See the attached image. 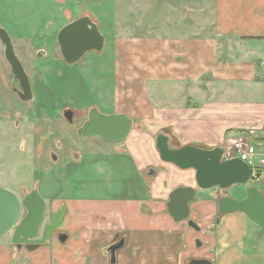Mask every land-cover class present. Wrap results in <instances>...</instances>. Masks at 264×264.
I'll list each match as a JSON object with an SVG mask.
<instances>
[{
	"label": "crops",
	"instance_id": "1",
	"mask_svg": "<svg viewBox=\"0 0 264 264\" xmlns=\"http://www.w3.org/2000/svg\"><path fill=\"white\" fill-rule=\"evenodd\" d=\"M203 2L195 17L192 6L173 7L176 13L178 8L189 12L183 26L174 17L173 27L160 26L153 36L110 41L113 100L110 105L101 101L99 111L132 119L135 128L117 144L126 148L141 182L148 183V169L156 170L155 183L149 191L140 190L143 185L133 188L125 198L99 199H60L54 185L44 186L54 204L62 200L68 208L62 223L68 242L58 254L62 264H111L107 251L116 238L125 240L116 264H189L192 257L213 264H241L243 258L247 264H264V237L256 246L262 251L242 253L260 227L253 231L252 221L240 213V219H221L225 228L219 229V205L211 190L198 191L190 204L199 233L186 222H175L164 202L174 189L187 185L185 175L160 158L155 146L159 133L169 135L173 146L212 149L254 129L264 143V0ZM97 167L103 172L101 164ZM166 187H173L167 197ZM197 239H203L201 248L194 244ZM194 247L200 256L194 255Z\"/></svg>",
	"mask_w": 264,
	"mask_h": 264
},
{
	"label": "rangeland",
	"instance_id": "2",
	"mask_svg": "<svg viewBox=\"0 0 264 264\" xmlns=\"http://www.w3.org/2000/svg\"><path fill=\"white\" fill-rule=\"evenodd\" d=\"M203 1L0 0V26L12 37L16 55L26 70L33 93V100L28 102L19 100L13 93L12 87L19 88V84L0 42V188L10 190L18 197L38 188L43 199L44 196L48 198L45 200L47 212L42 226L49 223L54 213L65 204L62 200L54 204L51 195L44 194L43 187L47 185H54V196L60 199L125 198L140 185H143L140 190H151L155 180L145 175L148 183L141 182L122 144L98 137L83 139L78 135V129L87 120L92 108L102 110L99 107L101 101L110 105L113 100L114 50L110 41L153 36L154 29L160 26L167 29L173 27L171 21L174 17L178 20L176 25L185 22L184 15L189 12L178 8L176 13L173 7L192 6L195 17L199 15V6ZM85 15L91 16L100 32L107 36L105 48L101 54L90 52L74 65L66 64L57 35L68 23ZM197 23L193 20L194 25ZM67 109L75 113L73 123L63 117L62 113ZM116 149L118 155L106 156ZM52 153L57 157L55 162ZM96 154L100 155L94 157L97 159L92 164L89 158L92 160ZM119 161H123L122 167ZM98 164L104 167L103 172L97 167ZM169 168L185 175V185L196 187L194 170L181 171L174 166ZM158 172L166 174L169 170L158 169ZM249 186L264 194V176L251 180L249 185H235L227 192L233 198H244ZM172 190L173 187H166L165 197ZM210 190V197L219 205L218 188ZM241 214H227L222 219L234 220ZM249 223L253 225V231L258 229L253 221ZM217 227L225 228L223 222ZM58 231L65 232L63 225ZM194 235L201 237L200 234ZM9 242V236L0 237V244L5 245L0 246V264H41L40 257L24 254L16 260V250ZM232 243L237 248L240 246V243ZM245 247L246 250L242 251L245 256L263 250V247H256V238L249 240ZM49 248L56 249L55 253L61 251L57 245L49 244ZM194 255L200 256L195 247ZM247 263V259L241 260V264Z\"/></svg>",
	"mask_w": 264,
	"mask_h": 264
},
{
	"label": "water",
	"instance_id": "3",
	"mask_svg": "<svg viewBox=\"0 0 264 264\" xmlns=\"http://www.w3.org/2000/svg\"><path fill=\"white\" fill-rule=\"evenodd\" d=\"M199 2L203 0H186ZM58 44L61 55L66 64L74 65L87 53L96 51L100 53L105 46V38L100 32L98 25L89 16L75 20L61 29L58 34ZM0 40L5 46V57L8 61L15 80L20 84L21 91L18 94L23 102L33 100L30 79L26 70L15 53L12 38L8 31L0 26ZM45 54V51H43ZM16 90V89H15ZM64 117L72 123L74 119L73 110L64 112ZM133 129V121L127 115L102 114L93 108L84 125L78 130V135L83 139L98 137L112 143H123L126 141ZM155 146L162 161L172 164L181 170H194L196 187L180 186L174 189L167 202L169 215L177 223L187 225L201 232L200 225L191 216L190 203L196 198L198 190H210L218 188L220 195V215L216 217V225L221 219L232 213H243L260 227L256 237V246L264 237V194L255 187L247 188L246 197L239 200L230 196L227 191L235 185H249L252 180V171L249 165L239 158L225 159V149L217 146L212 149H204L193 145L177 147L172 145L169 135L161 132L155 138ZM53 161H57L52 154ZM146 176L155 177L156 170L150 169ZM23 211L26 215L22 217ZM68 208L64 204L54 213L52 222L46 225L42 240H36L39 230L44 222L47 212V203L41 196L38 188L32 189L23 198L14 192L0 188V237L12 236V243L21 247L22 245L37 244L29 247L31 250L46 244L56 230L62 225ZM59 240L65 244L68 240L66 233H61ZM125 245V240L112 244L108 248L110 263L116 264L117 253ZM203 242L196 240V247L201 248ZM189 264H213L209 259H192Z\"/></svg>",
	"mask_w": 264,
	"mask_h": 264
},
{
	"label": "built area",
	"instance_id": "4",
	"mask_svg": "<svg viewBox=\"0 0 264 264\" xmlns=\"http://www.w3.org/2000/svg\"><path fill=\"white\" fill-rule=\"evenodd\" d=\"M254 129H249L226 140L222 145L225 159L239 158L246 162L252 171V180L264 176V143Z\"/></svg>",
	"mask_w": 264,
	"mask_h": 264
},
{
	"label": "flooded vegetation",
	"instance_id": "5",
	"mask_svg": "<svg viewBox=\"0 0 264 264\" xmlns=\"http://www.w3.org/2000/svg\"><path fill=\"white\" fill-rule=\"evenodd\" d=\"M85 16H89V15H85ZM84 17V16H83ZM90 17V19L93 21V22H95L93 19H92V17L91 16H89ZM82 18V17H81ZM81 18H78V19H81ZM78 19H74L73 21H75V20H78ZM72 21V22H73ZM71 23V22H70ZM96 23V22H95ZM69 24V23H68ZM67 24V25H68ZM97 24V23H96ZM65 27V26H64ZM61 31V30H60ZM59 31V32H60ZM9 33V32H8ZM59 34V33H58ZM10 35V34H9ZM103 36H104V38H105V44H106V37L107 36H105L104 34H102ZM11 37V36H10ZM12 38V37H11ZM57 38H58V35H57ZM0 42L2 43V41L0 40ZM13 42V41H12ZM57 42H58V39H57ZM3 44V43H2ZM14 45V44H13ZM3 46H4V44H3ZM104 48H105V46H104ZM14 49H15V47H14ZM104 50V49H103ZM91 52H95V53H97L96 51H91ZM15 53H16V51H15ZM90 53V52H89ZM102 52H100V54H101ZM4 54H5V46H4ZM39 55H40V53H38ZM88 54V53H87ZM86 54V55H87ZM99 54V53H98ZM85 55V56H86ZM84 56V57H85ZM6 58V57H5ZM66 63V62H65ZM19 84V83H18ZM16 89V90H15ZM12 90H13V93L17 96V98L19 99V100H21V98H20V96H19V94H18V91H21V88H20V84H19V88L18 87H15V86H13L12 87ZM22 101V100H21ZM67 110H69V109H67ZM72 110V109H71ZM65 112V111H64ZM64 112L62 113L63 114V117H64ZM74 112V111H73ZM74 116H75V113H74ZM88 116H89V114H88ZM65 118V117H64ZM66 119V118H65ZM88 119V118H87ZM67 120V119H66ZM68 121V120H67ZM87 120H85L84 122H83V125H84V123L86 122ZM70 123V122H69ZM73 123V122H72ZM82 125V126H83ZM81 126V127H82ZM80 127V128H81ZM79 128V129H80ZM78 129V130H79ZM52 154H54V153H52ZM52 156V155H51ZM218 191H219V194L221 195V191L218 189ZM228 193V192H227ZM27 194V193H26ZM26 194H24L23 195V197L26 195ZM219 195V196H220ZM22 197V198H23ZM246 197V196H245ZM244 197V198H245ZM237 199H239V198H237ZM241 199H243V198H240L239 200H241ZM219 204H220V199H219ZM26 215V211H23V213H22V217L21 218H23L24 216ZM220 215V208L218 209V212H217V217ZM54 216V215H53ZM52 219H53V217H52ZM52 219L49 221V223H51L52 222ZM44 220H45V218H44ZM49 223H47V224H45L44 226H41V228H40V230H39V235L37 236V238H36V240H38V241H40V240H42L43 239V237H44V233H45V227H46V225H48ZM43 225V224H42ZM58 229H60V227L58 228ZM58 229L56 230V232H55V234L52 236V238L46 243V244H44V245H41L39 248H37V249H35V250H31V248H29V247H34V246H36L37 244H31V245H22L21 247H18V245H15V244H13L12 243V236H9V240H10V242H9V244H10V246L14 249V250H16V252H15V254H14V258H16V260H18L19 258H20V256L22 255V254H24V255H27V256H36V257H40L42 260L40 261L41 262V264H62L61 263V259H60V257L58 256V254L59 253H55L56 252V249H54V248H49V244L50 245H57V247L59 246L60 248H61V251L60 252H62V250H63V248L66 246V243L68 242V240H67V242L65 243V244H62L61 242H60V240H59V236H60V234L61 233H66V232H64V231H58ZM67 234V233H66ZM121 239H118V238H116L115 239V242L114 243H117V242H119ZM59 252V251H58ZM17 257H18V259H17Z\"/></svg>",
	"mask_w": 264,
	"mask_h": 264
}]
</instances>
